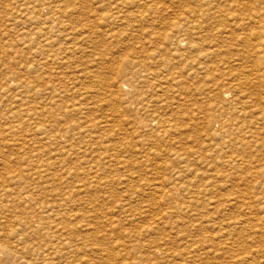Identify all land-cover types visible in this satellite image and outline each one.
Wrapping results in <instances>:
<instances>
[{"label": "rangeland", "instance_id": "374dc122", "mask_svg": "<svg viewBox=\"0 0 264 264\" xmlns=\"http://www.w3.org/2000/svg\"><path fill=\"white\" fill-rule=\"evenodd\" d=\"M61 1L62 3L59 2V0H0V264H148V262L149 264H264V208H262L264 207V205H262L264 204V202H262L264 199V170H260L264 166V144L260 145L262 141L257 144L259 138L264 139V84L262 83L264 82V59H262L264 55H260L264 52V49L262 50V48H264V40H262L263 36L262 39L258 38V40L250 35L252 31L256 33L254 31L257 30L254 29L260 30L261 32L259 31V34L264 35V33H262L264 27V0H249L248 3L241 0H229V2L231 1V5L227 4L229 3L228 0H220L218 2H212L211 0V2L209 0H203L202 2L192 0L193 2H191V0H186L189 1V4L188 2L186 3V1L184 2V0V3H182V0H179L182 3L179 2L180 5H178V0H170L171 3L169 0H114V2L117 3V5H115L116 7L121 2L122 7L121 5L117 7L119 14L117 13V8L112 4L113 0H105V2L104 0ZM135 1L136 3L149 2L148 4L151 5V7L141 8V11H139V8H136ZM222 1L224 2L222 3ZM238 1L241 3L243 2V5ZM49 2L51 3L48 4ZM66 2H68L69 5L66 4ZM70 2L72 5L78 3V6L74 5V7H76L74 8ZM197 2L198 5L195 6ZM203 2H205L206 5H204L205 3ZM55 3L57 6H55ZM88 3L92 5L91 8ZM215 3L216 7H213ZM234 3L236 5H234ZM51 5L54 7L52 8ZM223 5L227 7L224 9L229 12L228 14H232V16L239 14H241L240 16L247 15L250 16V20L248 23L247 21L245 22L244 28L236 27L233 22L236 20L230 16L225 17V14L223 16L224 18L217 17L214 20H207L209 22L204 23L206 26L205 28H207L206 31H204V36L209 34L212 38L214 34L216 39L213 36V42L216 40L221 41L220 38L217 39L218 34L215 28L217 27L216 24L219 22L226 25V29L219 35L223 37L227 35L225 37L227 40L230 38L226 43L220 42L221 44L217 47L219 48V53L217 54L220 56L217 55L216 58L213 57L214 63L209 59L208 62V60L206 61L204 58H201L203 57L202 54L206 53L209 47L216 45V42L209 44L208 39H206V37L204 38L203 32L196 33L197 31H191L190 34H188V36L190 35L188 37L189 41H185V43L179 42L176 45L173 44L172 41H174V37H179L178 33L175 35V33L178 32L176 30H179L178 27H176L177 24L178 26L180 25L182 29L186 27V31H188L190 24L199 20L200 22L204 20L202 19L203 17L200 16L199 19L197 18L198 16L194 17L189 11L193 12V8L198 7L195 10H200L203 13H205L204 11L212 12L218 7L222 6L223 8ZM132 6L134 11L130 9ZM175 6L177 7L174 8ZM186 6L187 9L184 8ZM109 7L111 10H109ZM209 7L212 10H210ZM58 8L62 10V13H60L61 10L59 11ZM151 8H154L153 11L159 10L156 11V13L153 12ZM230 8L233 9L231 10ZM147 9H149V13ZM112 10H114V13L110 15L112 14V12L110 13ZM123 11L126 13H123ZM136 11L137 14L140 13L142 15H137L135 13ZM257 11H259L260 14H258ZM64 12L68 15L63 14ZM120 12L123 14L121 13L120 15ZM145 13L147 14L146 18ZM114 14H116V17L119 15V19L116 18ZM190 14H192L191 16L194 19ZM113 18L119 20V22ZM127 18H130L129 21L131 23L127 21ZM175 18L178 20L175 21ZM185 18L188 19V21H185ZM229 18H231V20ZM121 19H125L126 22L125 20L121 21ZM142 20L145 22L143 25H140L142 24ZM224 20L226 21L224 22ZM229 20L233 22V24H231ZM252 20H255V23H252ZM108 21L111 24L107 23ZM191 21H193V23ZM185 22L188 23L186 24ZM215 22L216 24L214 25L213 23ZM173 23L175 28H177L175 30L173 28L175 32H172L171 27L169 28L171 25L173 27ZM256 24L258 26L257 28L254 26ZM231 25H234V27ZM260 25L262 26L261 28H259ZM149 26L151 28H149ZM45 27L47 29H45ZM232 27L236 29H232ZM245 27L247 30H244ZM63 28L65 29L62 30ZM84 28L87 29V31ZM212 28H214L215 31ZM168 29H171V32H168ZM64 31H66L68 35L65 34ZM228 31L232 34L234 33V36L230 32L228 33ZM61 32H64V34ZM191 33L193 35L195 34L194 36L197 40L195 37H192ZM235 33H241L237 34L238 39L240 38L239 40H237ZM247 33H249L250 38ZM75 34L76 36L79 34L78 38H74ZM161 34L168 36L170 40L164 39V42V36H161ZM197 34H201L203 37ZM65 35L67 37H65ZM81 35L86 36V39L84 36L82 39ZM108 36L111 37L109 38ZM245 36L248 40L250 39L247 43ZM152 37L155 39H152ZM190 38L193 40L190 41ZM231 38L233 40H231ZM45 39L48 40L46 41ZM146 39L149 41L147 42ZM253 39L255 40L253 41ZM152 40L159 41L153 42ZM198 40H201V42L199 43ZM251 40L254 43L256 40L257 42L261 40L263 47H261V51L259 50L260 53L257 50V44H250ZM141 41L143 42L142 44ZM234 41H236L238 45ZM162 42L164 43L162 44ZM85 43L86 45H84ZM187 43L188 45L186 47ZM126 44L128 46H126ZM167 44L168 46L171 44L170 46L172 48L168 47ZM190 45L191 47H189ZM248 45L251 46L249 47ZM158 46H162L163 50L167 48L163 51ZM54 47L56 48L54 49ZM155 47L156 49L154 50L153 48ZM198 47L202 48L199 50ZM220 47L223 48L221 49ZM252 47H255V49L253 50ZM152 49L154 53L156 52L155 54L159 53V55H155ZM158 49L161 51L158 52ZM79 51L82 53H79ZM174 51L178 52L175 53ZM168 52L172 53L170 57L168 56ZM241 52H243V54L246 52V57ZM146 53L149 58H146L148 57ZM175 54L177 56L181 54V57L179 56L178 59ZM247 54L249 55V60L247 59ZM160 55L163 56L161 57ZM156 56L160 58H156ZM195 57H197V63L195 62ZM217 57L220 60H218ZM244 57L246 59H244ZM254 57H257L256 60ZM259 57L262 60H260ZM145 58L149 60H145ZM173 59L177 60V63ZM182 59H186V62L184 61V63ZM168 60H171V63H167ZM178 60H180V62ZM222 60L227 61V63ZM254 60L255 62L253 63ZM172 61H174V63ZM232 61H235L234 63L236 64L237 62L238 64L241 63V65L243 63V65L239 67V65L234 64ZM250 61L252 62L250 63ZM192 62L195 64L192 65ZM231 62L235 66V69L237 66L241 69L245 67L248 70L246 71L245 68L242 69V75L240 73L241 69L237 68L239 72L237 73V70L232 69L234 66L231 65ZM262 62L263 64H261ZM198 63L199 66L197 65ZM257 63H259V65H257ZM174 64H177L176 67ZM245 64H250L249 66L251 69ZM202 65L204 67L206 66L207 69L205 67L204 70ZM189 66L192 69L189 70ZM224 67L228 69L226 70ZM122 68L126 70L124 71ZM254 68H256V70H254ZM118 70H121V72ZM159 70H161V72H159ZM252 70L255 72H253L254 75L252 74ZM148 71H151L153 74ZM154 71L155 73H159L154 75ZM197 71H199V74ZM139 72H141V74ZM245 72H248L249 75ZM120 73L123 74V76L120 75ZM256 73L257 76L259 73V77L263 76V78L258 77L257 79ZM236 74H241V76L246 75L249 82L247 84L253 81L250 87L253 86V83L255 85L257 84L255 86L257 87L256 89H252L254 86L251 88V90L257 92L253 95L254 98L252 97L251 100L253 105L256 104L253 107V115L240 113L239 108L241 107V103L238 102L243 101L244 96L242 95L243 98L242 96L240 97L241 94L239 93L241 92H239V90H232L226 94L224 92L227 87L226 84L229 83L227 79L231 80L232 77L230 76ZM86 75H88V77ZM136 75L138 77H136ZM152 75L155 77H152ZM150 76L151 78H149ZM160 76L162 77L160 78ZM226 76H228V78ZM123 77L126 78H124V81ZM128 78L132 79L129 80ZM249 78L251 79L250 81ZM221 79H223V81ZM125 80L127 81L125 82ZM256 80L260 81L256 82ZM119 82L120 84L127 83L125 89L118 87V85H120ZM116 83H118V85ZM205 83L206 85H204ZM258 83H260L261 86ZM259 87H262L261 89L263 91ZM16 91L19 92L17 93ZM122 91L125 93H122ZM178 98L180 101L182 100L181 103L178 102ZM208 98H211V100ZM234 98L239 99L235 100ZM224 99H226V101L229 100V102L231 100V102H226ZM145 100L148 102H145ZM164 101L170 104V109L165 110L164 113L166 114L162 117L165 118L166 115L170 116L169 118L172 119L171 122L173 124L175 123V128L173 127V131L171 130L172 134L170 132L168 136L167 134H162V128L156 124L155 121H150V113L152 109L154 110L153 104H156L153 102L160 104L161 102L164 103ZM225 102L230 106H227ZM142 105L145 107L147 106L146 109ZM137 106L140 107L138 108ZM74 107L77 109L76 111H74ZM227 108L230 109L227 110ZM190 115L191 117H189ZM260 115L263 119L261 118V121L255 122L256 118L261 117ZM192 116L195 122L192 121L193 119L190 120ZM25 120L26 122H24ZM222 121L228 123V125L227 123L223 124L224 130L220 128ZM188 122H191V124L188 125ZM181 124L183 125L180 127ZM153 126H155V128ZM179 127L180 130L178 129ZM219 128L221 130H219ZM68 129L70 131L66 135L67 140L64 134L61 138H55L57 134H61L63 130ZM159 129L161 131H159ZM199 130L202 131L200 132ZM215 130L221 133H216ZM255 131L258 132L259 135L256 136L253 134ZM213 132H215V134ZM227 133H229L231 137L229 134L227 135ZM161 136H165V138ZM237 136H239V138ZM242 137L244 139L241 142L240 139ZM255 137H257V139ZM220 139L221 141H218ZM147 140H149V142ZM213 143H217L218 145H214ZM225 145L228 146L225 147ZM103 147H106L105 151ZM219 147L221 149H217ZM187 152H189L190 157L186 156ZM228 157H233L234 161L237 160L234 164H240L239 167H242L241 171L238 168L235 169L236 166L231 163V159L229 160ZM183 167L186 169L184 170ZM257 169L260 171L258 172ZM254 170L259 174L257 172L255 173ZM253 171L256 177L253 175ZM212 174H214V176H212ZM217 174H221V176ZM203 176H205V178ZM208 176L212 179L210 180ZM213 178L215 179L213 180ZM230 204H233V207ZM238 219L242 221H237ZM246 219H248V221ZM230 222L233 223L234 226ZM238 224L240 227H238ZM242 224L245 226L244 228L248 229H244ZM61 225L64 226L60 227ZM224 226L226 228L228 227V230H226ZM231 227H235L236 230L235 228L231 230ZM241 227L243 228L242 230L240 229ZM256 228H260V230ZM73 230L76 231L72 232ZM77 232L78 236L76 234ZM79 233L83 235L81 236ZM228 234L232 236H228ZM74 235H76L79 240H77ZM59 237H61L62 240ZM69 238L72 240L74 239L73 241L75 242ZM60 240L65 241L60 242ZM69 241L70 243H68ZM190 253H192V255ZM235 258L237 259L235 260Z\"/></svg>", "mask_w": 264, "mask_h": 264}, {"label": "bare ground", "instance_id": "6f19581e", "mask_svg": "<svg viewBox=\"0 0 264 264\" xmlns=\"http://www.w3.org/2000/svg\"><path fill=\"white\" fill-rule=\"evenodd\" d=\"M26 1H27V0H26ZM50 1H51V0H50ZM63 1H65V0H63ZM69 1H70V0H69ZM69 1H68V2H69ZM72 1L75 2V0H72ZM76 1H78V0H76ZM81 1H82V0H81ZM85 1H86V0H85ZM87 1H88V0H87ZM93 1H94V0H93ZM119 1H120V0H119ZM122 1H124V0H122ZM131 1H133V0H131ZM131 1H130V2H131ZM137 1H139V0H137ZM146 1H147V0H146ZM185 1H186V0H184V2H185ZM193 1H194V0H193ZM193 1L191 0V2H193ZM198 1H199V2H202L203 0H201V1L198 0ZM209 1H210V0H209ZM211 1H212V2H213V1H214V2H218V1H220V0H211ZM211 1H210V2H211ZM224 1H225V0H224ZM224 1H222V3H223ZM236 1H237V0H236ZM241 1H246V2L248 3L249 0H241ZM34 2H35V1H34ZM47 2H48V1H47ZM47 2H46V3H47ZM59 2L62 3L61 0H59ZM68 2H66V4L69 5ZM79 2H80V1H79ZM83 2H84V1H83ZM97 2H98V1H97ZM101 2H102V1H101ZM104 2H105V0H104ZM113 2H114V0H113ZM113 2H112V4H113V6H114L115 8H117V7H119V6L121 5V2H120V4L116 7L115 5H117V3H116V2L113 3ZM125 2H126V1H125ZM169 2H170V0H169ZM177 2H178V5H180L181 2H180L179 0H178ZM179 2H180V3H179ZM184 2H183V0H182V3H184ZM187 2H188V4H189V1H186V3H187ZM195 2H196V1H195ZM206 2H208V1H206ZM228 2H229V0H228ZM230 2H231V1H230ZM230 2L227 3V4H230ZM238 2H240V1H238ZM35 3H36V2H35ZM35 3H34V4H35ZM50 3H51V2H49L48 4H50ZM52 3H54V2H52ZM72 3H73V2H72ZM80 3H81V2H80ZM92 3H93V2H92ZM92 3H91V4H92ZM115 3H116V4H115ZM118 3H119V2H118ZM132 3H133V2H132ZM148 3H149V2H148ZM148 3H147V2H140V3L137 2V3H136V1H135L136 8L138 7V8H139V11H141V8H143V9H144V8H150L151 5H149ZM170 3H171V2H170ZM182 3H181V4H182ZM203 3H205V2H203ZM222 3H221V4H222ZM236 3H237V2H236ZM240 3H241V2H240ZM242 3H243V2H242ZM242 3H241V5H243ZM247 3H246V4H247ZM260 3H261V2H260ZM260 3H259V4H260ZM25 4H27V3H25ZM48 4H47V5H48ZM63 4H65V3H63ZM70 4H71V2H70ZM77 4H78V3H77ZM77 4L74 3L73 5H72V4H71V5L74 7V5H77ZM81 4H82V3H81ZM85 4H86V3H85ZM88 4H89V3H88ZM101 4H102V3H101ZM122 4H123V3H122ZM151 4H152V3H151ZM167 4H169V3H167ZM172 4H173V3H172ZM172 4H171V5H172ZM174 4H175V2H174ZM193 4H194V3H193ZM208 4H209V3H208ZM211 4H212V3H211ZM246 4H245V5H246ZM261 4H262V3H261ZM263 4H264V2H263ZM263 4H262V5H263ZM44 5H46V4H44ZM68 5H67V6H68ZM71 5H70V6H71ZM79 5H80V4H79ZM99 5H100V4H99ZM110 5H111V4H110ZM126 5H127V3H126ZM133 5H134V4H133ZM161 5H162V4H161ZM169 5H170V4H169ZM178 5H177V6H178ZM194 5H195V4H194ZM197 5H198V2H197V4H196L195 6H197ZM199 5H200V4H199ZM204 5H206V3H205ZM215 5H216V3L213 5V7H214ZM217 5H218V4H217ZM230 5H231V4H230ZM234 5H236V4L234 3ZM250 5H251V4H250ZM256 5H257V4H256ZM256 5H255V6H256ZM49 6H50V5H49ZM51 6H52V5H51ZM55 6H57L56 3H55ZM60 6H61V5H60ZM67 6H66V7H67ZM77 6H78V5H77ZM91 6H92V5L89 4V7H90V8H91ZM95 6H97V5H95ZM102 6H103V5H102ZM106 6H107V5H106ZM108 6H109V5H108ZM111 6H112V5H111ZM129 6H130V5H129ZM152 6H153V5H152ZM154 6H155V5H154ZM154 6H153V7H154ZM177 6H175L174 8H176ZM195 6H194V7H195ZM201 6H202V5H201ZM207 6H208V5H207ZM218 6H220V5H218ZM218 6H217V7H218ZM226 6H227V5H226ZM232 6H233V5H232ZM252 6H253V5H252ZM259 6H260V5H259ZM47 7H48V6H47ZM53 7H54V6H52V8H53ZM68 7H69V6H68ZM89 7H88V8H89ZM93 7H94V6H93ZM114 7H113V8H114ZM121 7H122V5H121ZM124 7H125V6H124ZM155 7H156V6H155ZM210 7H211V6H210ZM210 7H209V9H210ZM215 7H216V6H215ZM228 7H229V6H228ZM235 7H236V6H235ZM243 7H244V6H243ZM262 7H263V6H262ZM22 8H24V7H22ZM38 8H39V6H38ZM48 8H49V7H48ZM70 8H71V7H70ZM74 8H76V7H74ZM115 8H114V9H115ZM125 8H126V7H125ZM129 8H130V7H129ZM158 8H159V7H158ZM172 8H173V7H172ZM179 8H180V6H179ZM179 8H178V9H179ZM184 8L187 9V6L184 7ZM191 8H192V7H191ZM197 8H198V7H197ZM197 8H193L194 11H193V12H190V11H189V13H192V14L194 15V17H197V16H198V17H197L198 19H199V16H200V17H203L202 19H204V20L201 19V20H202L201 22H200V20H199V21H197V22H195V23H193V21H191L193 24H190V26L188 27V28H189L188 31H186V29H187L186 27H185V29H182L181 26L179 25V26H180V27H179L178 24L176 25V22H175L176 27H178V29H179V30H176V31H178V32H176L175 35L178 33V34H179V37H178V36H177V37H174V41H172L173 44L176 45V44L179 43V42H183V43H185V41H189L188 37H189L190 35L188 36V34H190L191 31H193V32H194V31H197L196 33H201V32H203V36H204V31H206V29H207V28H205L206 26H205L204 23H205V22H209V21H207V20H211V19L214 20V19H216L217 17H219V18H220V17H223L225 14H226L225 17H229V16H230L231 18H233L234 20H236V21H233L234 24L236 25V27H242V28H244L243 26H245V25H244L245 22L247 21V23H248V21L250 20V16H247V15L240 16L241 14H239V15H236V16H238V17H236V16H232V14H228L229 12H228L226 9H224V8H227V7H225V5H223V8H222V6H221V7H218L215 11H212V12H208V11L206 12V11H204L205 13H203V12L200 11V10H195V9H197ZM199 8H200V7H199ZM207 8H208V7H207ZM238 8H239V7H238ZM253 8H254V7H253ZM255 8H256V7H255ZM257 8H258V5H257ZM49 9H51V8H49ZM58 9H59V8H58ZM58 9H57V10H58ZM77 9H78V8H77ZM95 9H96V7H95ZM122 9H124V8H122ZM127 9H128V6H127ZM130 9L134 11L133 6H132V8H130ZM143 9H142V10H143ZM151 9H152V11H153L154 8H151ZM151 9H150V10H151ZM159 9H161V8H159ZM159 9H158V10H159ZM162 9H163V8H162ZM178 9H177V10H178ZM181 9H182V8H181ZM221 9H223V10H221ZM230 9L232 10L233 8H230ZM241 9H242V7H241ZM260 9H263V8H260ZM260 9H259V11L261 12ZM60 10H61V9H59V11H60ZM66 10H67V9H66ZM73 10H74V9H73ZM73 10H72V12H73ZM99 10H100V9H99ZM109 10H111L110 7H109ZM120 10H121V9H120ZM135 10H136V9H135ZM148 10H149V9H147V12L149 13ZM158 10H156V11H158ZM169 10H171V9H169ZM201 10H203V9H201ZM210 10H212V9H210ZM210 10H209V11H210ZM234 10H235V8H234ZM244 10H245V9H244ZM246 10H247V9H246ZM250 10H251V9H250ZM54 11H56V10H54ZM96 11H97V10H96ZM121 11H122V10H121ZM128 11H129V9H128ZM139 11H138V12H139ZM145 11H146V10H145ZM156 11H153V12H156ZM160 11H161V10H160ZM164 11H165V10H164ZM235 11H236V10H235ZM238 11H241V10H238ZM251 11H254V10H251ZM251 11H250V12H251ZM259 11H257L258 14H260ZM34 12H35V11H34ZM69 12H70V11H69ZM111 12H112V14H110V15H113L114 10L110 11V13H111ZM124 12H125V11H123V13H124ZM147 12H146V13H147ZM182 12H185V11H182ZM263 12H264V11H263ZM51 13H52V12H51ZM53 13H54V12H53ZM53 13H52V14H53ZM60 13H62V10H61ZM67 13H68V12H67ZM74 13H75V11H74ZM117 13L119 14V10H118V8H117ZM117 13H116V14H117ZM121 13H122V12H120V15H121ZM123 13H122V14H123ZM125 13H126V12H125ZM135 13L137 14V11H136ZM142 13H143V12H142ZM146 13H145V14H146ZM156 13H157V12H156ZM171 13H172V12H171ZM196 13H198V14H196ZM233 13H234V12H233ZM238 13H239V12H238ZM238 13H237V14H238ZM245 13H246V12H245ZM261 13H262V12H261ZM54 14H55V13H54ZM57 14H58V13H57ZM63 14H66V13L64 12ZM76 14H77V13H76ZM101 14H102V13H101ZM116 14H114L115 17H116ZM131 14H132V13H131ZM138 14H140V13H138ZM138 14H137V15H138ZM143 14H144V13H143ZM179 14H182V13H179ZM185 14H186V13H185ZM192 14H190V16H191ZM217 14H218V15H217ZM243 14H244V13H243ZM249 14H251V13H249ZM249 14H248V15H249ZM253 14H256V13H253ZM30 15H31V14H30ZM66 15H68V14H66ZM127 15H128V14H127ZM133 15H134V14H133ZM137 15H136V16H137ZM140 15H142V14H140ZM165 15H166V14H165ZM182 15H183V14H182ZM188 15H189V14H188ZM202 15H203V16H202ZM256 15H257V14H256ZM256 15H255V17H256ZM263 15H264V14H263ZM57 16H58V15H57ZM74 16H75V15H74ZM105 16H106V15H105ZM118 16H119V15H118ZM118 16H117L116 18H118ZM129 16H130V14H129ZM146 16H147V14L145 15V18H146ZM176 16H177V15H176ZM184 16H185V15H184ZM252 16H254V15H252ZM258 16H259V15H258ZM25 17H26V16H25ZM29 17H30V16H29ZM61 17H62V16H61ZM64 17H65V16H64ZM71 17H72V16H71ZM71 17H70V18H71ZM102 17H103V16H102ZM120 17H121V16H120ZM123 17H124V15H123ZM127 17H128V16H127ZM134 17H135V16H134ZM138 17H139V16H138ZM150 17H151V16H150ZM181 17H182V16H181ZM191 17H192V16H191ZM259 17H260V16H259ZM259 17H258V18H259ZM261 17H263V16H261ZM18 18H19V17H18ZM103 18H104V17H103ZM105 18H106V17H105ZM143 18H144V15H143ZM167 18H168V17H167ZM176 18H177V17H176ZM176 18H175V21L178 20V19H176ZM182 18H183V17H182ZM188 18H189V16H188ZM192 18H193V17H192ZM223 18H224V17H223ZM231 18H229V19L231 20ZM251 18H253V17H251ZM21 19H22V18H21ZM48 19H51V18H48ZM113 19H115V18H113ZM118 19H119V18H118ZM125 19H126V18H125ZM125 19H121V21H122V20H125ZM127 19H128V18H127ZM129 19H130V18H129ZM129 19H128L127 21H129ZM149 19H150V18H149ZM185 19H186V18H185ZM185 19H184V20H185ZM193 19H194V18H193ZM253 19H254V18H253ZM27 20H28V19H27ZM102 20H103V19H102ZM115 20H116V19H115ZM144 20H145V19H144ZM146 20H147V19H146ZM151 20H152V19H151ZM181 20H182V19H181ZM213 20H212V21H213ZM220 20H221V19H220ZM230 20H229V21H230ZM49 21H50V20H49ZM77 21H78V19H77ZM116 21L119 22V20H116ZM121 21H120V23H121ZM179 21H180V20H179ZM185 21H188V19H186ZM194 21H195V20H194ZM222 21H223V20H222ZM222 21H221V22H222ZM225 21H226V20H224V22H225ZM229 21H228V22H229ZM252 21H253L252 23H255V22H254L255 20H252ZM68 22H70V21H68ZM110 22H111V20H110ZM110 22L108 21L107 23H110ZM114 22H115V21H114ZM125 22H126V20H125ZM129 22H130V21H129ZM144 22H145V21L142 20V24H140V23H139V24H140V25H143ZM150 22H151V21H150ZM183 22H184V21H183ZM183 22H182V23H183ZM213 22H214V21H213ZM216 22H217V21H216ZM216 22L213 23V24L215 25ZM230 22H231V21H230ZM233 22H231V24H233ZM256 22H257V21H256ZM261 22H262V20H261ZM60 23H61V22H60ZM72 23H73V22H72ZM88 23H89V22H88ZM111 23H112V22H111ZM111 23H110V24H111ZM115 23H116V22H115ZM120 23H119V24H120ZM130 23H131V22H130ZM162 23H163V22H162ZM171 23H172V21H171ZM171 23H170V24H171ZM179 23H180V22H179ZM185 23H186V22H185ZM187 23H188V22H187ZM187 23H186V24H187ZM259 23H260V21H259ZM263 23H264V21H263ZM65 24H66V23H65ZM110 24H109V25H110ZM123 24H124V23H123ZM135 24H136V23H135ZM208 24H209V23H208ZM208 24H207V26H208ZM250 24H251V23H250ZM14 25H15V24H14ZM19 25H20V24H19ZM44 25H45V23H44ZM107 25H108V24H107ZM114 25H115V24H114ZM127 25H128V22H127ZM132 25H133V24H132ZM159 25H160V24H159ZM163 25H164V23H163ZM181 25H182V24H181ZM183 25H184V24H183ZM247 25H248V24H247ZM262 25H263V24H262ZM25 26H26V25H25ZM67 26H68V25H67ZM84 26H85V25H84ZM111 26H112V25H111ZM111 26H110V27H111ZM129 26H130V25H129ZM129 26H128V27H129ZM161 26H162V24H161ZM216 26H217V27H215L216 30H217L216 33L218 34V35H217V37H218L217 39L220 38L221 41L216 40V41H215V42H216V45L209 47V49H207V50L205 49V50H206V53H203V52H202V53H203V54H202L203 57H201V58H204L206 61L209 59V60H211V62H213V57L216 58V56L219 55V54H217V53H219V48H217V47H218L221 43H226V41L230 40L229 37H228V38H229L228 40L225 38L227 35L225 36L224 33H223L224 37H223L222 35H219V34H222V32H223L224 29H226V28H225L226 25H225L224 23L221 24V23L219 22V23L216 24ZM227 26H228V25H227ZM231 26L234 27V25H231ZM254 26H255V28L258 27L257 24L254 25ZM48 27H50V26H48ZM72 27H73V26H72ZM133 27H134V26H133ZM140 27H141V26H140ZM146 27H148V26H146ZM152 27H153V26H152ZM154 27H156V26H154ZM157 27H158V26H157ZM170 27L172 28V32H173L175 29H177V28H175L174 23H173V27H172V25L169 26V28H170ZM233 27H232V29H236V28H233ZM246 27H248V26H246ZM246 27H245L244 30H247ZM261 27H262V26L260 25L259 28H261ZM93 28H94V27H93ZM118 28H119V26H118ZM118 28H117V29H118ZM122 28H123V27H122ZM131 28H132V27H131ZM149 28H151V27L149 26ZM158 28H159V27H158ZM173 28H174V30H173ZM209 28H210V27H209ZM45 29H47V28L45 27ZM45 29H44V30H45ZM64 29H65V28H63L62 30H64ZM84 29H85V28H84ZM88 29H89V28H88ZM120 29H121V27H120ZM212 29H214V28H212ZM212 29H209V30H212ZM253 29H254V28H253ZM73 30H74V28H73ZM85 30L87 31V29H85ZM90 30H91V29H90ZM151 30H152V29H151ZM153 30H154V29H153ZM170 30H171V29H168V32H171ZM229 30H231V29H229ZM237 30H238V28H237ZM242 30H243V29H242ZM248 30H249V29H248ZM251 30H252V29H251ZM254 30H257V31H258V29H254ZM22 31H23V30H22ZM26 31H27V30H26ZM60 31H61V30H60ZM66 31H67V30H66ZM66 31H64L65 34H67ZM79 31H82V30H79ZM83 31H84V30H83ZM122 31H123V30H122ZM135 31H136V30H135ZM214 31H215V29H214ZM226 31H227V30H226ZM226 31H225V32H226ZM232 31H233V30H232ZM235 31H236V30H235ZM257 31H254V32H256V33H253V31H252V33L250 34L251 37H254L255 39H258V38L262 39V36H263V39H262V40H264V35H260V34H259V31H260V30L258 31V33H257ZM64 32H61V33L64 34ZM73 32H74V31H73ZM75 32H76V31H75ZM77 32H78V31H77ZM84 32H85V31H84ZM151 32H152V31H151ZM174 32H175V31H174ZM193 32H192V33H193ZM229 32H230V31H228V33H229ZM243 32H244V31H243ZM249 32H250V31H249ZM260 32H261V31H260ZM22 33H23V32H22ZM61 33H60V34H61ZM71 33H72V32H71ZM71 33H70V34H71ZM116 33H117V32H116ZM139 33H140V32H139ZM192 33H191L192 37H195V36H194L195 34L193 35ZM230 33H231V32H230ZM241 33H242V31H241ZM241 33H237V34H241ZM262 33H264V27H263V31H262ZM40 34H41V33H40ZM73 34H74V33H73ZM81 34H82V33H81ZM127 34H128V33H127ZM127 34H126V35H127ZM149 34H151V33H149ZM149 34H148V35H149ZM163 34H164V33H163ZM163 34H161V36H164ZM171 34H172V33H171ZM171 34H170V35H171ZM225 34H227V33H225ZM231 34H232V33H231ZM235 34H236V33H235ZM237 34H236L235 36H236L237 40H239L240 38L238 39ZM242 34H243V33H242ZM247 34L249 35V33H247ZM61 35H62V34H61ZM67 35H68V34H67ZM78 35H79V34H78ZM78 35L76 36V34H75V37H74V35H73V37H74V38H76V37L78 38ZM133 35H134V34H133ZM133 35H132V36H133ZM139 35H144V34H139ZM152 35H153V34H152ZM170 35H169V36H170ZM175 35H174V36H175ZM197 35H198V36L200 35V37H203V36H201V34H197ZM228 35H229V34H228ZM232 35L234 36V33H233ZM232 35H231V36H232ZM250 35H249V38H250ZM25 36H26V35H25ZM55 36H56V35H55ZM62 36H64V35H62ZM81 36H82V35H81ZM83 36H84V35H83ZM83 36H82V39H83ZM113 36H114V35H113ZM145 36H146V35H145ZM149 36H150V35H149ZM153 36H155V35H153ZM171 36H172V35H171ZM198 36H197V37H198ZM213 36H214V38H215V35H214V34H213ZM213 36H212V38H211V36H210L209 34H207V35L204 36V38L206 37V39H208L209 44H212V43H215V42H213V41H214ZM229 36H230V35H229ZM233 36H232V37H233ZM238 36H239V35H238ZM36 37H37V36H36ZM43 37H44V35H43ZM56 37H57V36H56ZM65 37H67V36L65 35ZM69 37H70V36H69ZM84 37H85V39H86V36H84ZM108 37L110 38L111 36H108ZM130 37H131V36H130ZM130 37H128V38H130ZM143 37H144V36H143ZM159 37H160V36H159ZM159 37H158V39H159ZM200 37H199V38H200ZM239 37H240V36H239ZM60 38H61V37H60ZM80 38H81V37H80ZM114 38H115V37H114ZM141 38H142V37H141ZM147 38H148V37H147ZM160 38H163V37H160ZM195 38H196V37H195ZM233 38H234V37H233ZM241 38H242V37H241ZM245 38H246V36H245ZM37 39H38V38H37ZM115 39H117V38H115ZM143 39H145V38H143ZM149 39H150V38H149ZM152 39H155V38L152 37ZM164 39H169V38H168V36H164L163 40H164ZM171 39L173 40L172 37H171ZM200 39H201V38H200ZM215 39H216V38H215ZM246 39H247V38H246ZM251 39H252V38H251ZM255 39H253V41H254ZM45 40H46V39H45ZM47 40H48V39H47ZM47 40H46V41H47ZM51 40H52V39H51ZM51 40H50V41H51ZM58 40H59V39H58ZM75 40H76V39H75ZM146 40H147V39H146ZM159 40L161 41V39H159ZM159 40H158V41H159ZM163 40H162V41H163ZM169 40H170V39H169ZM192 40H193V39L190 38V41H192ZM196 40H197V38H196ZM231 40H233V39L231 38ZM234 40H235V39H234ZM237 40H236V41H237ZM241 40H242V39H241ZM243 40H244V38H243ZM243 40H242V41H243ZM247 40H248V39H247ZM247 40H246V43L249 42L250 39H249L248 41H247ZM258 40H259V39H258ZM60 41H61V40H60ZM83 41H84V40H83ZM88 41H89V40H88ZM111 41H112V40H111ZM113 41H114V40H113ZM115 41H116V40H115ZM127 41H128V40H127ZM148 41H149V40H147V42H148ZM152 41H153V40H152ZM156 41H157V40H156ZM156 41H153V42H156ZM158 41H157V42H158ZM202 41H203V40H202ZM236 41H234V42H236ZM118 42H119V41H118ZM118 42H117V43H118ZM122 42H123V41H122ZM144 42H145V41H144ZM164 42H165V40H164ZM164 42H162V44H163ZM194 42H195V41H194ZM194 42H193V43H194ZM198 42L200 43L201 40H200V41L198 40ZM204 42H205V41H204ZM204 42H203V44H204ZM206 42H207V41H206ZM220 42H221V43H220ZM229 42H230V41H229ZM243 42H244V41H243ZM20 43H21V42H20ZM70 43H71V42H70ZM89 43H90V42H89ZM133 43H134V42H133ZM142 43H143V42L141 41V44H142ZM151 43H152V42H151ZM159 43H160V42H159ZM167 43H171V42H167ZM231 43H233V42H231ZM244 43H245V42H244ZM246 43H245V44H246ZM252 43H253L254 45L257 44V45H256V46H258V47H257V50H258V51H259V50L261 51V47H263V44L261 43V40H260V42H257V40H256L255 43L252 42V40H251V43H250V44L253 45ZM16 44H17V43H16ZM38 44H39V43H38ZM95 44H96V43H95ZM119 44H120V42H119ZM153 44H154V43H153ZM157 44H158V43H157ZM157 44H156V47H157ZM160 44H161V43H160ZM180 44H181V43H180ZM206 44H207V43H206ZM206 44H205V45H206ZM209 44H208V45H209ZM234 44H235V43H234ZM236 44H237V42H236ZM50 45H52V44H50ZM84 45H86V43H85ZM133 45H134V44H133ZM139 45H140V44H139ZM148 45H150V44H148ZM148 45H147V46H148ZM158 45H159V44H158ZM170 45H171V44H169V46H168V44H167L168 47H171ZM187 45H188V43L186 44V47H187ZM193 45H194V44H193ZM232 45H233V44H232ZM232 45H231V46H232ZM237 45H238V44H237ZM237 45H236V46H237ZM243 45H244V44H243ZM251 45H250V46H251ZM53 46H54V45H53ZM94 46H95V45H94ZM126 46H128V45L126 44ZM143 46H144V44H143ZM151 46H154V45H151ZM196 46H197V45H196ZM200 46H201V45H200ZM206 46H207V45H206ZM209 46H210V45H209ZM234 46H235V45H234ZM234 46H233V47H234ZM239 46H240V45H239ZM239 46H238V47H239ZM248 46H249V45H248ZM248 46H246V47H248ZM250 46H249V47H250ZM76 47H77V46H76ZM97 47H98V46H97ZM156 47L153 48V49L155 50ZM158 47H160V49L163 50V47H162V46H158ZM161 47H162V48H161ZM186 47H185V48H186ZM189 47H191V45H190ZM202 47H203V46H202ZM202 47H201V48H202ZM233 47H232V48H233ZM238 47H237V48H238ZM240 47H243V46H240ZM244 47H245V46H244ZM249 47H248V48H249ZM20 48H21V47H20ZM47 48H48V47H47ZM55 48H56V47H54V49H55ZM77 48H78V47H77ZM164 48H165V47H164ZM166 48H167V47H166ZM166 48H165L164 50H166ZM171 48H172V47H171ZM176 48H177V46H176ZM176 48H175V49H176ZM198 48H199V47H198ZM201 48H199V50H200ZM205 48H206V47H205ZM207 48H208V47H207ZM220 48H221V47H220ZM222 48H223V47H222ZM222 48H221V49H222ZM252 48H253V50L255 49V47H252ZM84 49H85V48H84ZM92 49H93V48H92ZM153 49H152V52L154 51ZM193 49H194V47H193ZM196 49H197V48H196ZM242 49H243V48H242ZM242 49H241V50H242ZM263 49H264V48H262V50H263ZM69 50H70V49H69ZM135 50H136V49H135ZM158 50H159V49H158ZM158 50H157V51H158ZM164 50H163V51H164ZM199 50H198V51H199ZM241 50H240V51H241ZM249 50H250V49H249ZM84 51H85V50H84ZM137 51H139V50H137ZM160 51H161V50H159L158 52H160ZM168 51H169V50H168ZM181 51H182V50H181ZM220 51H223V50H220ZM260 51H259V53H260ZM263 51H264V50H263ZM80 52H81V51H79V53H80ZM152 52H151V53H152ZM170 52H171V51H170ZM174 52H175V51H174ZM177 52H178V51H176L175 53H177ZM182 52H183V51H182ZM182 52H181V53H182ZM223 52H224V51H223ZM226 52H227V51H226ZM231 52H232V51H231ZM246 52L248 53L247 50H246ZM246 52H245V54H246ZM251 52H252V50H251ZM253 52H254V51H253ZM41 53H42V52H41ZM75 53H76V52H75ZM81 53H82V52H81ZM153 53H154V52H153ZM155 53H156V52H155ZM155 53H154V54H155ZM162 53H163V52H162ZM165 53H166V52H165ZM165 53H164V54H165ZM168 53H169V52H168ZM190 53H191V52H190ZM227 53H228V52H227ZM241 53L243 54V52H241ZM69 54H70V53H69ZM96 54H97V53H96ZM142 54H143V53H142ZM160 54H161V53H160ZM170 54L172 55V53H169V55H168L169 57L171 56ZM188 54H189V53H188ZM188 54H187V56H188ZM192 54H193V53H192ZM192 54H191V55H192ZM194 54H195V53H194ZM196 54H198V53H196ZM245 54H243V55L245 56ZM249 54H250V52H249ZM252 54H253V53H252ZM262 54L264 55V52H262L260 55H262ZM140 55H141V54H140ZM146 55L148 56L147 53H146ZM155 55H159V53H157V54H155ZM165 55H167V54H165ZM175 55H176V54H175ZM175 55H174V56H175ZM180 55H181V54H180ZM180 55H179V56H180ZM198 55H199V54H198ZM247 55H248V54H247ZM250 55H251V54H250ZM253 55H255V54H253ZM257 55H259V54H257ZM257 55H256V56H257ZM76 56H77V55H76ZM88 56H89V54H88ZM129 56H130V55H129ZM152 56H153V55H152ZM160 56H161V55H160ZM162 56H163V55H162ZM162 56H161V57H162ZM176 56H177V55H176ZM179 56H177V58H178ZM183 56H185V55H183ZM193 56H196V55H193ZM219 56H220V55H219ZM223 56H224V55H223ZM229 56H230V55H229ZM240 56H242V55H240ZM37 57H38V56H37ZM40 57H41V56H40ZM99 57H100V56H99ZM101 57H102V56H101ZM157 57H158V56H156V58H157ZM166 57H167V56H166ZM166 57H165V58H166ZM180 57H181V56H180ZM198 57H200V56H198ZM210 57H212V58H210ZM245 57H246V56H245ZM245 57H244V59H246ZM261 57H262V56H261ZM72 58H73V57H72ZM143 58H144V56H143ZM146 58H149V56L146 57ZM146 58H145V60H149V59H146ZM152 58H153V57H152ZM156 58H155V59H156ZM158 58H160V57H158ZM188 58H190V57H188ZM195 58H196V60H195V62H196V61H197V57H195ZM248 58H249V55H248L247 59H248ZM252 58H253V56H252ZM254 58H255V57H254ZM256 58H257V57H256ZM256 58H255V60H256ZM46 59H47V58H46ZM161 59H163V58H161ZM167 59H168V58H167ZM167 59H166V60H167ZM178 59H179V58H178ZM180 59H181V58H180ZM217 59H218V57H217ZM249 59H250V58H249ZM249 59H248V60H249ZM259 59L262 60V59H264V57H262V59L259 57ZM40 60H41V59H40ZM59 60H60V59H59ZM72 60H73V59H72ZM128 60H129V59H128ZM150 60H152V59H150ZM157 60H158V59H157ZM163 60H164V59H163ZM171 60H172V59H171ZM171 60H168L167 63H168V62L171 63ZM173 60H174V59H173ZM185 60H186V59H185ZM185 60L182 59L183 62H184ZM187 60H188V59H187ZM209 60H208V62H209ZM214 60H215V59H214ZM218 60H220V59H218ZM228 60H230V59H228ZM235 60H236V59H235ZM251 60H253V59H251ZM255 60L253 61V63L255 62ZM68 61H69V60H68ZM90 61H91V60H90ZM174 61L177 63V60H174ZM174 61H172V62L174 63ZM178 61L180 62V60H178ZM192 61H193V60H192ZM202 61H203V60H202ZM222 61H223V60H222ZM238 61H239V59H238ZM244 61H246V60H244ZM69 62H70V61H69ZM138 62H139V61H138ZM160 62H161V60H160ZM165 62H166V61H165ZM185 62H186V61H185ZM185 62H184V63H185ZM203 62H204V61H203ZM223 62H226V63H227V61H223ZM223 62H222V63H223ZM232 62L234 63L235 61H232ZM232 62H231V63H232ZM236 62H237V61H236ZM251 62H252V61H250V63H251ZM257 62H258V61H257ZM260 62H261V61H260ZM260 62H259V63H260ZM63 63H64V62H63ZM127 63H128V62H127ZM151 63H152V62H151ZM158 63H159V61H158ZM163 63H164V62H163ZM173 63H172V64H173ZM189 63H190V62H189ZM192 63H193V62H192ZM196 63H197V62H196ZM199 63H201V62H199ZM199 63L197 64L198 66H199ZM213 63H214V62H213ZM233 63H232L231 65H233ZM247 63H249V62H247ZM259 63H257V65H259ZM121 64H122V62H121ZM125 64H126V63H125ZM129 64H130V63H129ZM141 64H142V63H141ZM154 64H155V63H154ZM159 64H160V63H159ZM194 64H195V63H193L192 65H194ZM206 64H208V63H206ZM210 64H211V63H210ZM224 64H225V63H224ZM234 64H236V63H234ZM261 64H263V62H262ZM91 65H92V64H91ZM103 65H104V64H103ZM127 65H128V64H127ZM174 65H175V64H174ZM176 65H177V64H176ZM176 65H175V67H176ZM179 65H180V64H179ZM182 65H183V63H182ZM188 65H189V64H188ZM197 65H196V66H197ZM227 65H228V64H227ZM231 65H230V66H231ZM236 65H239V67H240L241 63L238 64V62H237ZM242 65H243V63H242ZM242 65H241V66H242ZM245 65H246V64H245ZM247 65H248V64H247ZM247 65H246V66H247ZM249 65H250V64H249ZM249 65H248V67L250 68ZM185 66H186V65H185ZM190 66H191V65H190ZM190 66L188 67L189 70L192 69ZM198 66H197V69H198ZM202 66H203V65H202ZM212 66H213V65H212ZM228 66H229V65H228ZM233 66H234V65H233ZM252 66H253V65H252ZM263 66H264V65H263ZM118 67H119V65H118ZM122 67H123V66H122ZM133 67H134V66H133ZM139 67H140V66H139ZM139 67H138V68H139ZM155 67H156V66H155ZM157 67H159V66H157ZM181 67H182V66H181ZM203 67H204V66H203ZM205 67H206V66H205ZM205 67L203 68L204 70H205ZM239 67L236 66V69H235V66H234L233 68H232V67H231V68L237 70V73H239V72H238V69H237V68H239ZM253 67H254V66H253ZM257 67H258V66H257ZM63 68H64V67H63ZM95 68H96V67H95ZM115 68H116V67H115ZM138 68H137V69H138ZM166 68H167V67H166ZM171 68H172V67H171ZM177 68H178V67H177ZM177 68H176V69H177ZM179 68H180V67H179ZM199 68H200V67H199ZM208 68H209V67H208ZM224 68H225V67H224ZM244 68H245V67H244ZM244 68H242V69H244ZM93 69H94V68H93ZM96 69H97V68H96ZM122 69L124 70V68H122ZM145 69H146V68H145ZM193 69H194V68H193ZM197 69H196V70H197ZM200 69H201V68H200ZM203 69H202V70H203ZM206 69H207V67H206ZM221 69H222V68H221ZM225 69H226V68H225ZM227 69H228V68H227ZM227 69H226V70H227ZM239 69H241V68H239ZM242 69L240 70V71H241L240 73L243 75V71H242ZM245 69H246V71L248 70L247 68H245ZM250 69H251V68H250ZM252 69H253V68H252ZM257 69H258V68H257ZM58 70H59V69H58ZM89 70H90V69H89ZM101 70H102V69H101ZM105 70H106V69H105ZM110 70H111V69H110ZM125 70H126V69H125ZM125 70H124V71H125ZM142 70H143V69H142ZM148 70H149V69H148ZM162 70H163V69H162ZM170 70H172V69H170ZM177 70H178V69H177ZM181 70H182V69H181ZM210 70H211V69H210ZM223 70H224V69H223ZM254 70H256V68H254ZM258 70H260V69H258ZM258 70H257V71H258ZM261 70H262V69H261ZM263 70H264V69H263ZM263 70H262V71H263ZM65 71H66V70H65ZM76 71H77V70H76ZM99 71H100V70H99ZM118 71H119V70H118ZM124 71H123V72H124ZM165 71H166V70H165ZM194 71H195V70H194ZM194 71H192V72H194ZM212 71H213V70H212ZM233 71H234V70H233ZM257 71H256V72H257ZM46 72H47V71H46ZM119 72H121V70H120ZM119 72H118V73H119ZM137 72H138V71H137ZM142 72H144V71H142ZM145 72H146V70H145ZM148 72L151 73V74H153L151 71H148ZM148 72H147V73H148ZM159 72H161V70H159ZM159 72H156V73H159ZM190 72H191V71H190ZM198 72H199V71H197V73H198ZM200 72H201V71H200ZM202 72H203V71H202ZM215 72H216V71H215ZM224 72H225V71H224ZM250 72H251V70H250ZM253 72H254V71L252 70V74H253ZM260 72H261V71H260ZM56 73H57V72H56ZM125 73H126V72H125ZM135 73H136V72H135ZM139 73L141 74V72H139ZM156 73H155V71H154V75H157ZM205 73H206V72H205ZM205 73H204V75H205ZM207 73H208V72H207ZM230 73H232V72H230ZM245 73H248V72H245ZM254 73H255V72H254ZM263 73H264V72H263ZM263 73H262V74H263ZM77 74H78V73H77ZM97 74H98V73H97ZM116 74H117V73H116ZM129 74H130V73H129ZM129 74H128V76H129V78H130V75H132V74H130V75H129ZM136 74H137V73H136ZM151 74H150V75H151ZM198 74H199V73H198ZM227 74H228V73H227ZM232 74H235V73H232ZM241 74H236V75H234V76L231 75L230 77H232V79H231V80L227 79V81H229V83L226 84L227 87H226V89H225L224 92H225V94H226L227 92H230V91H232V90H237V91L239 90V92H241V93H239V94H241L240 97H241L242 95L244 96V98H243V96H242V98H243L244 100L241 101V102H238V103H241V107L239 106V107H240V108H239L240 113L242 112V113H247L248 115H253V113H254V109H253V107H254L256 104L253 105L251 100H252L253 95H255V93H257V92H254L253 90H251V88L254 86L252 89H254V88L256 89L257 87H255V86H256L257 84L255 85V84L253 83V86L250 87V84L253 82V81H252V82L250 81V80H251V79H250L251 77L249 78L250 84H247V83H249V82H248V79H247V76H246V75L241 76ZM252 74H251V75H252ZM117 75H118V74H117ZM120 75L123 76V74H121V73H120ZM126 75H127V74H126ZM126 75H125V77H126ZM148 75H149V74H148ZM163 75H164V74H163ZM165 75H166V74H165ZM171 75H172V73H171ZM174 75H175V74H174ZM212 75H213V74H212ZM214 75H215V74H214ZM248 75H249V73H248ZM253 75H254V74H253ZM86 76L88 77V75H86ZM133 76H134V75H133ZM139 76H140V75H139ZM141 76H142V75H141ZM145 76L147 77V74H146V73H145ZM209 76H210V75H209ZM215 76H216V75H215ZM256 76H257V73H256ZM125 77H123V81H124V78H125ZM136 77H138V76L136 75ZM142 77H144V76H142ZM142 77H141V78H142ZM146 77H145V78H146ZM152 77H155V76L152 75ZM161 77H162V76H160V78H161ZM182 77H183V76H182ZM187 77H188V76H187ZM189 77H190V74H189ZM226 77L228 78V76H226ZM248 77H249V76H248ZM254 77H255V76H254ZM258 77H259V73H258L257 79H258ZM260 77L263 78V76H260ZM260 77H259V78H260ZM43 78H44V77H43ZM56 78H57V77H56ZM129 78H128V79H129ZM134 78H135V77H134ZM149 78H151V76H150ZM185 78H186V77H185ZM222 78H223V77H222ZM224 78H225V77H224ZM255 78H256V77H255ZM14 79H15V78H14ZM38 79H39V78H38ZM38 79H36V80H38ZM54 79H55V78H54ZM76 79H77V78H76ZM125 79H126V78H125ZM131 79H132V78H131ZM131 79H129V80H131ZM139 79H140V78H139ZM166 79H167V78H166ZM253 79H254V78H253ZM263 79H264V78H263ZM83 80H84V79H83ZM87 80H88V79H87ZM95 80H96V79H95ZM153 80H154V78H153ZM221 80L223 81V79H221ZM221 80H219V81H221ZM225 80H226V78H225ZM47 81H48V80H47ZM126 81H127V80H125V82H126ZM146 81H147V79H146ZM146 81H145V82H146ZM175 81H176V80H175ZM202 81H203V80H202ZM214 81H215V80H214ZM257 81H260V80H256V82H257ZM37 82H38V81H37ZM37 82H36V83H37ZM87 82H88V81H87ZM120 82H122V81H120ZM120 82H119V84H120ZM147 82H148V81H147ZM189 82H190V81H189ZM254 82H255V81H254ZM261 82H262V81H261ZM261 82H260V83H261ZM43 83H44V82H43ZM163 83H164V82H163ZM165 83H166V82H165ZM260 83H258V84H260ZM262 83L264 84V82H262ZM48 84H49V83H48ZM51 84H52V83H51ZM76 84H77V83H76ZM89 84H90V83H89ZM116 84L118 85V83H116ZM184 84H185V83H184ZM221 84H222V82H221ZM263 84H262V86H263ZM71 85H72V84H71ZM126 85H127V83H126V84H125V83H121L120 85H118V87H119V88L121 87V88L125 89V86H126ZM204 85H206V83H205ZM211 85H212V84H211ZM214 85H215V83H214ZM224 85H225V83H224ZM23 86H24V84H23ZM176 86H177V85H176ZM180 86H181V85H180ZM260 86H261V84H260ZM14 87H15V86H14ZM38 87H39V86H38ZM49 87H50V86H49ZM98 87H99V86H98ZM152 87H153V86H152ZM184 87H185V86H184ZM197 87H198V86H197ZM217 87H218V86H217ZM217 87H216V88H217ZM222 87H223V85H222ZM222 87H221V88H222ZM6 88H7V87H6ZM17 88H19V87H17ZM60 88H61V87H60ZM72 88H73V87H72ZM130 88H131V87H130ZM177 88H178V87H177ZM213 88H214V87H213ZM213 88H212V90H213ZM219 88H220V87H219ZM223 88H224V87H223ZM259 88H260V87H259ZM261 88H262V87H261ZM261 88H260V89H261ZM19 89H20V88H19ZM27 89H28V88H27ZM35 89H36V88H35ZM106 89H107V88H106ZM111 89H112V88H111ZM133 89H134V88H133ZM161 89H162V88H161ZM196 89H197V88H196ZM263 89H264V86H263ZM116 90H117V89H116ZM116 90H115V91H116ZM194 90H195V89H194ZM261 90H262V89H261ZM261 90H259V91H261ZM12 91H13V90H12ZM118 91H119V90H118ZM222 91H223V90H222ZM237 91H236V92H237ZM262 91H263V90H262ZM16 92H17V91H16ZM18 92H19V91H18ZM18 92H17V93H18ZM60 92H62V91H60ZM73 92H74V90H73ZM104 92H105V91H104ZM119 92H121V91H119ZM216 92H217V90H216ZM220 92H221V91H220ZM243 92H244V93H243ZM44 93H45V92H44ZM52 93H53V92H52ZM122 93H125V92L122 91ZM131 93H132V92H131ZM131 93H129V94H131ZM191 93H192V92H191ZM199 93H200V92H199ZM214 93H215V92H214ZM134 94H135V93H134ZM150 94H151V93H150ZM179 94H180V93H179ZM223 94H224V93H223ZM236 94H237V93H236ZM236 94H235V95H236ZM59 95H60V94H59ZM73 95H74V94H73ZM75 95H76V94H75ZM122 95H123V94H122ZM140 95H141V94H140ZM220 95H221V94H220ZM220 95H218V96H220ZM34 96H35V95H34ZM97 96H98V95H97ZM107 96H108V95H107ZM125 96H126V95H125ZM129 96H130V95H129ZM146 96H147V95H146ZM177 96H178V95H177ZM179 96H180V95H179ZM231 96H232V95H231ZM236 96H237V95H236ZM257 96H258V95H257ZM7 97H8V96H7ZM116 97H117V95H116ZM135 97H136V96H135ZM135 97H134V98H135ZM137 97H138V96H137ZM139 97H140V96H139ZM174 97H175V95H174ZM180 97H181V96H180ZM262 97H263V96H262ZM262 97H261V98H262ZM38 98H39V96H38ZM59 98H60V97H59ZM117 98H118V97H117ZM117 98H115V99H117ZM185 98H186V97H185ZM212 98H213V97H212ZM228 98H229V97H228ZM253 98H254V97H253ZM256 98H257V97H256ZM85 99H86V98H85ZM121 99H122V98H121ZM145 99H146V97H145ZM149 99H150V98H149ZM166 99H167V98H166ZM208 99H209V98H208ZM234 99H235V98H234ZM238 99H239V98H237V99H235V100H238ZM69 100H70V99H69ZM119 100H120V99H119ZM158 100H159V99H158ZM160 100H161V99H160ZM172 100H173V99H172ZM178 100H179V98H178ZM178 100H177V101H178ZM209 100H211V98H210ZM216 100H217V99H216ZM218 100H219V99H218ZM28 101H29V100H28ZM30 101H32V100H30ZM34 101H35V100H34ZM123 101H124V100H123ZM129 101H130V100H129ZM139 101H140V100H139ZM166 101H167V100H166ZM166 101H164V103L161 102L160 104H158L157 102H153V103H156V104H155V105L153 104L154 110L152 109V111H151V113H150V118H151L150 121H151V122H152V121H155V123L158 124V125L162 128V132H163V133H162V132H161V133H162L163 135H164V134H167V136H168V135H169L168 133L171 132V134H172L173 127H174V124H175V123L173 124V123L171 122L172 119L169 118L170 116H167V115H166L165 118H163V117H164L163 115L166 114V113H164V111L170 109V104L167 103ZM181 101H182V100H181ZM181 101L179 100L178 102L181 103ZM195 101H196V100H195ZM212 101H213V100H212ZM224 101H226V99H224ZM227 101L229 102V100H227ZM227 101H226V102H227ZM232 101H233V100H232ZM22 102H23V101H22ZM56 102H57V101H56ZM104 102H105V101H104ZM145 102H148V101L145 100ZM145 102H144V103H145ZM171 102H172V101H171ZM199 102H201V101H199ZM217 102H218V101H217ZM222 102H223V99H222ZM222 102H221V103H222ZM226 102H225V103H226ZM230 102H231V100H230ZM230 102H229V103H230ZM28 103H29V102H28ZM34 103H35V102H34ZM52 103H53V102H52ZM65 103H66V102H65ZM138 103H139V102H138ZM236 103H237V102H236ZM238 103H237V104H238ZM1 104H2V103H1ZM13 104H14V103H13ZM20 104H21V103H20ZM78 104H79V103H78ZM94 104H95V103H94ZM110 104H111V103H110ZM141 104H143V103H141ZM149 104H150V103H149ZM172 104H173V103H172ZM172 104H171V105H172ZM203 104H204V103H203ZM213 104H214V103H213ZM223 104H224V103H223ZM226 104H227V106H230V105H228V103H226ZM29 105H30V104H29ZM55 105H56V104H55ZM84 105H85V104H84ZM90 105H91V104H90ZM146 105H147V104H146ZM204 105H205V104H204ZM231 105H232V104H231ZM238 105H239V104H238ZM11 106H12V105H11ZM14 106H15V105H14ZM123 106H124V105H123ZM142 106H143V105H142ZM149 106H150V105H149ZM151 106H152V105H151ZM216 106H217V104H216ZM227 106H226V107H227ZM259 106L261 107L260 104H259ZM71 107H72V106H71ZM90 107H91V106H90ZM111 107H112V106H111ZM131 107H132V106H131ZM137 107H138V106H137ZM139 107H140V106H139ZM139 107H138V108H139ZM143 107H145V106H143ZM146 107H147V106H146ZM146 107H145V109H146ZM171 107H172V106H171ZM212 107H213V106H212ZM237 107H238V106H237ZM14 108H15V107H14ZM25 108H26V107H25ZM25 108H24V109H25ZM40 108H41V107H40ZM126 108H127V107H126ZM126 108H123V109H126ZM175 108H176V107H175ZM191 108H192V107H191ZM219 108H220V107H219ZM230 108H231V107H230ZM230 108H229V109H230ZM261 108H262V107H261ZM31 109H32V108H31ZM57 109H58V108H57ZM61 109H62V108H61ZM95 109H96V108H95ZM95 109H94V110H95ZM140 109H141V108H140ZM142 109H143V108H142ZM173 109H174V108H173ZM188 109H189V107H188ZM202 109H203V108H202ZM205 109H206V108H205ZM221 109H222V107H221ZM229 109L227 108V110H229ZM257 109H258V107H257ZM63 110H64V109H63ZM65 110H66V109H65ZM76 110H77V109L74 107V111H76ZM83 110H84V109H83ZM85 110H86V109H85ZM113 110H114V109H113ZM117 110H118V109H117ZM120 110H122V109H120ZM126 110H127V109H126ZM129 110H130V109H129ZM135 110H136V109H135ZM150 110H151V109H150ZM176 110H177V109H176ZM176 110H175V111H176ZM216 110H217V109H216ZM236 110H237V109H236ZM35 111H36V110H35ZM61 111H62V110H61ZM115 111H116V109H115ZM122 111H123V110H122ZM122 111H121V112H122ZM146 111H147V110H146ZM211 111H212V110H211ZM232 111H233V110H232ZM259 111H260V110H259ZM261 111H262V110H261ZM19 112H20V111H19ZM21 112H22V111H21ZM87 112H88V111H87ZM95 112H96V111H95ZM117 112H118V111H117ZM117 112H114V113H117ZM125 112H126V111H125ZM134 112H135V111H134ZM144 112H145V111H144ZM148 112H149V111H148ZM148 112H146V113H148ZM161 112H163V113H161ZM189 112H190V111H189ZM218 112H219V111H218ZM230 112H231V110H230ZM234 112H236V111H234ZM237 112H238V111H237ZM263 112H264V111H263ZM46 113H47V111H46ZM48 113H49V112H48ZM93 113H94V112H93ZM123 113H124V112H123ZM175 113H176V112H175ZM179 113H180V112H179ZM190 113H191V112H190ZM193 113H194V112H193ZM197 113H198V110H197ZM210 113H211V112H210ZM87 114H88V113H87ZM89 114H90V113H89ZM95 114H96V113H95ZM127 114H128V113H127ZM176 114H177V113H176ZM224 114H225V113H224ZM230 114H231V113H230ZM13 115H14V114H13ZM20 115H21V114H20ZM56 115H57V114H56ZM56 115H55V116H56ZM62 115H63V114H62ZM115 115H116V114H115ZM193 115H194V114H193ZM201 115H202V114H201ZM201 115H200V116H201ZM237 115H238V114H237ZM248 115H247V116H248ZM261 115H263V114H261ZM261 115H260V116H261ZM9 116H10V114H9ZM162 116H163V117H162ZM171 116H172V115H171ZM174 116H175V115H174ZM174 116H173V117H174ZM176 116H177V115H176ZM195 116H196V115H195ZM213 116H214V115H213ZM213 116H212V117H213ZM242 116H243V114H242ZM245 116H246V115H245ZM32 117H33V116H32ZM53 117H54V116H53ZM57 117H58V116H57ZM117 117H118V116H117ZM137 117H138V116H137ZM189 117H191V115H190ZM220 117H222V116H220ZM257 117H258V116H257ZM50 118H51V117H50ZM177 118H178V117H177ZM261 118H262V116L259 117V118H256V121H255V122L259 121ZM4 119H5V118H4ZM12 119H13V118H12ZM93 119H94V118H93ZM102 119H103V118H102ZM112 119H113V118H112ZM174 119H175V118H174ZM180 119H181V118H180ZM186 119H187V118H186ZM192 119H193V120H192ZM199 119H200V118H199ZM201 119H202V118H201ZM262 119H263V118H262ZM53 120H54V119H53ZM176 120H178V119H176ZM190 120H192L193 122H195V121H194L195 119L193 118V116H192V118H190ZM197 120H198V119H197ZM229 120H230V119H229ZM235 120H236V119H235ZM254 120H255V118H254ZM5 121H6V120H5ZM11 121H12V120H11ZM28 121H29V120H28ZM61 121H62V120H61ZM119 121H120V120H119ZM150 121H149V122H150ZM187 121H188V120H187ZM192 121H191V122H192ZM206 121H207V120H206ZM224 121H225V119H224ZM224 121H222L221 124L219 123L221 129H223V127H224L223 124H226V123H227V122H224ZM232 121H233V120H232ZM260 121H261V120H260ZM263 121H264V120H263ZM24 122H26V120H25ZM85 122H86V121H85ZM87 122H88V121H87ZM143 122H144V121H143ZM191 122H188V123H189L188 125H190ZM135 123H136V121H135ZM144 123H145V122H144ZM179 123H180V121H179ZM250 123H252V122H250ZM23 124H24V123H23ZM27 124H28V122H27ZM50 124H51V123H50ZM146 124H147V123H146ZM156 124H155V125H156ZM176 124H177V123H176ZM183 124H184V123H183ZM183 124H181L180 127H181ZM257 124H258V123H257ZM13 125H14V124H13ZM60 125H61V122H60ZM101 125H102V124H101ZM103 125H104V124H103ZM141 125H142V124H141ZM208 125H209V124H208ZM210 125H211V124H210ZM227 125H228V123H227ZM229 125H230V124H229ZM260 125H261V124H260ZM23 126H24V125H23ZM23 126H22V127H23ZM42 126H43V125H42ZM72 126H73V125H72ZM76 126H77V124H76ZM114 126H115V125H114ZM142 126H143V125H142ZM196 126H197V125H196ZM202 126H203V125H202ZM253 126H254V125H253ZM257 126H258V125H257ZM40 127H41V126H40ZM45 127H46V126H45ZM62 127H63V126H62ZM95 127H96V126H95ZM121 127H122V126H121ZM144 127H145V126H144ZM153 127L155 128V126H153ZM180 127L178 128L179 130H180ZM184 127H185V125H184ZM192 127H193V126H192ZM194 127H195V126H194ZM225 127H227V126H225ZM262 127H263V126H262ZM15 128H16V127H15ZM59 128H61V127H59ZM146 128H147V126H146ZM146 128H145V129H146ZM151 128H152V127H151ZM154 128H153V129H154ZM174 128H175V127H174ZM203 128H204V127H203ZM209 128H210V127H209ZM220 128H219V130H221ZM18 129H20V128H18ZM55 129H56V128H55ZM133 129H134V128H133ZM145 129H144V130H145ZM156 129H157V128H156ZM192 129H193V128H192ZM225 129H226V128H225ZM238 129H239V128H238ZM243 129H244V128H243ZM261 129H262V128H261ZM261 129H260V131H261ZM263 129H264V128H263ZM263 129H262V130H263ZM61 130H62V129H61ZM88 130H89V129H88ZM99 130H100V129H99ZM117 130H118V129H117ZM125 130H126V129H125ZM147 130H148V129H147ZM171 130H172V131H171ZM174 130H175V129H174ZM223 130H224V129H223ZM223 130H222V131H223ZM22 131H23V130H22ZM27 131H28V130H27ZM69 131H70L69 129H68V130H63V132H61V134H57V135L55 136V138H56V139H57V138H61V136H63V134H64V137H65V139H66V138H67L66 135L68 134ZM78 131H79V130H78ZM156 131H157V130H156ZM159 131H161V130L159 129ZM159 131H158V132H159ZM199 131L201 132L202 130H199ZM215 131H216V130H215ZM226 131H227V130H226ZM250 131H251V130H250ZM250 131H249V133H250ZM32 132H33V131H32ZM55 132H56V131H55ZM71 132H72V131H71ZM103 132H104V131H103ZM148 132H149V131H148ZM154 132H155V131H154ZM189 132H190V131H189ZM224 132H225V131H224ZM251 132H252V131H251ZM4 133H5V132H4ZM93 133H94V132H93ZM107 133H108V132H107ZM111 133H112V132H111ZM159 133H160V132H159ZM206 133H207V132H206ZM213 133L215 134V132H213ZM216 133H221V132H220V131H218V132L216 131ZM46 134H47V133H46ZM100 134H101V133H100ZM113 134H114V133H113ZM113 134H112V135H113ZM116 134H117V133H116ZM132 134H133V133H132ZM137 134H138V133H137ZM143 134H144V133H143ZM177 134H178V133H177ZM184 134H185V133H184ZM228 134H229V133H227V135H228ZM235 134H236V133H235ZM253 134H255L256 136L259 135V133L256 132V131H255ZM14 135H15V134H14ZM35 135H36V134H35ZM47 135H48V134H47ZM87 135H88V134H87ZM101 135H102V134H101ZM117 135H118V134H117ZM158 135H159V134H158ZM160 135H161V134H160ZM218 135H221V134H218ZM229 135H230V134H229ZM49 136H50V134H49ZM89 136H90V135H89ZM98 136H99V135H98ZM102 136H103V135H102ZM207 136H208V135H207ZM212 136H213V135H212ZM221 136H222V135H221ZM221 136H220V138H221ZM249 136H250V135H249ZM249 136H248V137H249ZM262 136H263V135H262ZM5 137H6V136H5ZM38 137H39V136H38ZM47 137H48V136H47ZM64 137H63V139H64ZM90 137H91V136H90ZM119 137H120V136H119ZM158 137H159V136H158ZM161 137H164V138H165V136H161ZM184 137H185V136H184ZM214 137H215V135H214ZM214 137H213V138H214ZM218 137H219V136H218ZM223 137H225V136H223ZM227 137H228V136H227ZM230 137H231V135H230ZM234 137H235V136H234ZM237 137L239 138V136H237ZM244 137H245V134H244ZM253 137H254V136H253ZM14 138H15V137H14ZM55 138H54V139H55ZM92 138H93V137H92ZM169 138H170V137H169ZM255 138L257 139V137H255ZM11 139H12V138H11ZM15 139H16V138H15ZM39 139H40V138H39ZM65 139H64V140H65ZM77 139H78V137H77ZM85 139H86V138H85ZM93 139H94V138H93ZM118 139H119V138H118ZM121 139H122V138H121ZM216 139H217V138H216ZM229 139H230V138H229ZM243 139H244L243 137L240 139L241 142H242ZM249 139H250V138H249ZM24 140H25V139H24ZM66 140H67V139H66ZM140 140H141V139H140ZM171 140H172V139H171ZM180 140H181V139H180ZM185 140H186V139H185ZM187 140H188V139H187ZM195 140H196V139H195ZM212 140H213V139H212ZM224 140H225V139H224ZM75 141H76V140H75ZM108 141H109V140H108ZM122 141H123V140H122ZM147 141L149 142V140H147ZM162 141H163V139H162ZM192 141H193V140H192ZM210 141H211V140H210ZM218 141H221V139L218 140ZM245 141H246V140H245ZM253 141H254V140H253ZM257 141H259V142H257ZM257 141H256L257 144L260 143L261 141H262V143H260V145H263V144H264V143H263V142H264V139H263V138H261V139L259 138ZM59 142H60V141H59ZM63 142H65V141H63ZM81 142H82V141H81ZM101 142H102V141H101ZM129 142H130V141H129ZM211 142H212V141H211ZM215 142H217V141H215ZM222 142H223V140H222ZM228 142H229V141H228ZM256 142H254V143H256ZM5 143H6V142H5ZM13 143H14V142H13ZM28 143H29V142H28ZM74 143H75V142H74ZM77 143H78V142H77ZM89 143H90V142H89ZM89 143H87V144H89ZM97 143H98V142H97ZM127 143H128V142H127ZM152 143H153V142H152ZM164 143H165V142H164ZM198 143H199V142H198ZM207 143H208V141H207ZM217 143H218V142H217ZM217 143H216V144H217ZM220 143H221V142H220ZM220 143H219V144H220ZM223 143H224V142H223ZM223 143H221V144H223ZM229 143H230V142H229ZM231 143H232V142H231ZM101 144H102V143H101ZM101 144H100V145H101ZM117 144H118V143H117ZM120 144H121V143H120ZM189 144H190V143H189ZM195 144H196V143H195ZM202 144H203V143H202ZM213 144H214V143H213ZM216 144H214V145H216ZM221 144H220V145H221ZM241 144H242V143H241ZM38 145H39V144H38ZM72 145H73V144H72ZM107 145H108V144H107ZM175 145H176V144H175ZM217 145H218V144H217ZM220 145H219V146H220ZM243 145H244V144H243ZM6 146H7V144H6ZM56 146H57V145H56ZM59 146H60V145H59ZM74 146H75V145H74ZM158 146H159V145H158ZM177 146H178V145H177ZM209 146H211V145H209ZM226 146H228V145H225V147H226ZM241 146H242V145H241ZM244 146H245V145H244ZM8 147H9V146H8ZM44 147H45V146H44ZM75 147H76V146H75ZM90 147H91V146H90ZM151 147H152V146H151ZM200 147H201V146H200ZM207 147H208V146H207ZM215 147H216V146H215ZM221 147H222V146H221ZM225 147H224V148H225ZM262 147H263V146H262ZM4 148H5V147H4ZM18 148H19V147H18ZM38 148H39V147H38ZM67 148H68V147H67ZM110 148H111V147H110ZM128 148H129V147H128ZM177 148H178V147H177ZM213 148H214V147H213ZM227 148H228V147H227ZM58 149H59V148H58ZM70 149H71V148H70ZM77 149H78V148H77ZM87 149H88V148H87ZM105 149H106V147H103V150H104V151H105ZM124 149H125V148H124ZM145 149H146V148H145ZM156 149H157V148H156ZM156 149H154V150H156ZM161 149H162V148H161ZM172 149H173V148H172ZM184 149H185V148H184ZM211 149H212V148H211ZM211 149H210V150H211ZM215 149H216V148H215ZM217 149H221V148L219 147V148H217ZM60 150H61V149H60ZM84 150H85V149H84ZM188 150H189V149H188ZM210 150H209V151H210ZM213 150H214V149H213ZM235 150H236V149H235ZM85 151H86V150H85ZM88 151H89V150H88ZM107 151H108V150H107ZM110 151H111V150H110ZM148 151H149V150H148ZM173 151H174V150H173ZM214 151H215V150H214ZM216 151H217V150H216ZM220 151H221V150H220ZM229 151H230V150H229ZM242 151H244V150H242ZM251 151H252V150H251ZM94 152H95V151H94ZM169 152H170V151H169ZM184 152H185V151H184ZM184 152H183V153H184ZM199 152H200V151H199ZM37 153H38V152H37ZM113 153H114V152H113ZM131 153H132V152H131ZM138 153H139V152H138ZM150 153H151V152H150ZM158 153H159V152H158ZM192 153H193V152H192ZM200 153H201V152H200ZM200 153H199V154H200ZM214 153H216V152H214ZM222 153H223V152H222ZM222 153H221V154H222ZM0 154H1V153H0ZM3 154H4V153H3ZM30 154H31V153H30ZM69 154H70V151H69ZM132 154H133V153H132ZM159 154H160V153H159ZM167 154H168V153H167ZM177 154H178V153H177ZM177 154H176V157H177ZM201 154H203V153H201ZM260 154H261V153H260ZM86 155H88V154H86ZM180 155H181V153H180ZM183 155H184V154H183ZM194 155H195V154H194ZM208 155H209V154H208ZM213 155H214V154H213ZM217 155H218V154H217ZM233 155H234V154H233ZM250 155H251V154H250ZM167 156H168V155H167ZM186 156L190 157V156H189V152L186 153ZM186 156H185V157H186ZM200 156H201V155H200ZM214 156H215V155H214ZM223 156H224V155H223ZM247 156H248V155H247ZM76 157H77V156H76ZM88 157H89V156H88ZM106 157H107V156H106ZM108 157H109V156H108ZM162 157H163V156H162ZM179 157H180V156H179ZM179 157H178V159H179ZM207 157H209V156H207ZM245 157H246V156H245ZM38 158H39V157H38ZM54 158H55V157H54ZM81 158H82V157H81ZM81 158H80V159H81ZM140 158H141V157H140ZM181 158H182V157H181ZM191 158H192V157H191ZM224 158H225V157H224ZM36 159H37V158H36ZM90 159H91V158H90ZM159 159H160V158H159ZM170 159H171V158H170ZM186 159H187V158H186ZM200 159H201V158H200ZM228 159H229V160L231 159V163H233V165L236 166V168H235V167H233V168H235V169L238 168V169H240V171H241V168H242V167H239L240 164H234V162H236L237 160L234 161V160H233V157H228ZM48 160H49V159H48ZM50 160H51V159H50ZM171 160H173V159H171ZM183 160H184V159H183ZM213 160H214V159H213ZM26 161H27V160H26ZM73 161H74V160H73ZM150 161H151V160H150ZM177 161H178V160H177ZM224 161H225V160H224ZM227 161H228V160H227ZM240 161H241V160H240ZM48 162H49V161H48ZM59 162H60V161H59ZM85 162H86V161H85ZM119 162H120V161H119ZM119 162H118V163H119ZM171 162H172V161H171ZM184 162H185V161H184ZM215 162H216V161H215ZM40 163H41V162H40ZM68 163H69V162H68ZM98 163H99V162H98ZM101 163H102V162H101ZM150 163H151V162H150ZM206 163H207V162H206ZM243 163H244V162H243ZM3 164H4V163H3ZM5 164H6V163H5ZM80 164H81V163H80ZM99 164H100V163H99ZM108 164H109V163H108ZM114 164H115V162H114ZM143 164H145V163H143ZM154 164H155V163H154ZM186 164H187V163H186ZM193 164H194V163H193ZM220 164H221V163H220ZM223 164H224V163H223ZM227 164H230V163H227ZM27 165H28V164H27ZM77 165H78V164H77ZM95 165H96V164H95ZM131 165H132V164H131ZM158 165H159V164H158ZM161 165H162V164H161ZM182 165H183V164H182ZM210 165H211V164H210ZM241 165H242V164H241ZM103 166H104V165H103ZM154 166H155V165H154ZM192 166H193V165H192ZM207 166H208V165H207ZM229 166H231V165H229ZM247 166H248V165H247ZM250 166H251V165H250ZM7 167H8V166H7ZM65 167H66V166H65ZM100 167H101V166H100ZM104 167H105V166H104ZM111 167H112V166H111ZM188 167H189V166H188ZM213 167H214V166H213ZM225 167H226V166H225ZM248 167H249V166H248ZM62 168H63V167H62ZM176 168H177V167H176ZM183 168H184V170L186 169L185 167H183ZM189 168H190V167H189ZM198 168H199V167H198ZM228 168H230V167H228ZM245 168H246V166H245ZM251 168H252V166H251ZM253 168H254V167H253ZM262 168H263V169H262ZM262 168H261L260 170L263 171V170H264V166H263ZM71 169H72V168H71ZM94 169H95V168H94ZM120 169H121V168H120ZM235 169H234V171H235ZM231 170H232V169H231ZM255 170H256V168H255ZM255 170H254V171H255ZM257 170H258V169H257ZM260 170H258V172H259ZM38 171H39V170H38ZM58 171H59V170H58ZM60 171H61V170H60ZM89 171H90V170H89ZM153 171H154V170H153ZM237 171H238V170H237ZM237 171H236V172H237ZM243 171H244V170H243ZM243 171H242V172H243ZM248 171H250V170H248ZM254 171H253V173H254ZM96 172H97V171H96ZM99 172H100V171H99ZM116 172H117V171H116ZM131 172H132V171H131ZM136 172H137V171H136ZM136 172H135V173H136ZM164 172H165V171H164ZM199 172H200V171H199ZM242 172H241V173H242ZM244 172H247V171H244ZM256 172H257V171H255V173H256ZM258 172H257V173H258ZM57 173H58V172H57ZM140 173H141V172H140ZM173 173H174V172H173ZM215 173H216V172H215ZM247 173H248V172H247ZM255 173H254L253 175H255ZM83 174H84V173H83ZM109 174H110V172H109ZM141 174H142V173H141ZM170 174H171V173H170ZM179 174H180V173H179ZM258 174H259V173H258ZM167 175H168V174H167ZM184 175H185V174H184ZM184 175H183V177H184ZM197 175H198V174H197ZM207 175H208V174H207ZM217 175H220V176H221V174H217ZM260 175H261V173H260ZM68 176H69V175H68ZM70 176H71V175H70ZM103 176H104V175H103ZM126 176H127V175H126ZM212 176H214V174H212ZM220 176H219V177H220ZM222 176H223V175H222ZM225 176H226V175H225ZM229 176H230V175H229ZM234 176H235V175H234ZM251 176H252V175H251ZM74 177H75V176H74ZM109 177H110V176H109ZM142 177H143V176H142ZM185 177H186V176H185ZM203 177L205 178V176H203ZM208 177L210 178V176H208ZM216 177H217V176H216ZM239 177H240V176H239ZM255 177H256V175H255ZM262 177H263V176H262ZM23 178H24V177H23ZM169 178H170V177H169ZM201 178H202V177H201ZM227 178H229V177H227ZM227 178H225V179H227ZM242 178H243V177H242ZM95 179H96V178H95ZM196 179H197V178H196ZM211 179H212V178H210V180H211ZM214 179H215V178H213V180H214ZM106 180H107V179H106ZM125 180H126V179H125ZM129 180H130V179H129ZM152 180H153V179H152ZM193 180H194V179H193ZM203 180H204V179H203ZM207 180H208V179H207ZM223 180H224V179H223ZM232 180H233V178H232ZM245 180H246V179H245ZM249 180H250V179H249ZM12 181H13V180H12ZM115 181H116V179H115ZM127 181H128V180H127ZM168 181H169V180H168ZM240 181H241V180H240ZM132 182H133V181H132ZM214 182H215V181H214ZM262 182H263V181H262ZM102 183H103V182H102ZM108 183H109V182H108ZM159 183H160V182H159ZM199 183H200V182H199ZM218 183H219V182H218ZM218 183H217V184H218ZM236 183H237V182H236ZM48 184H49V183H48ZM67 184H68V183H67ZM97 184H98V183H97ZM245 184H246V183H245ZM12 185H13V184H12ZM89 185H90V184H89ZM105 185H106V183H105ZM140 185H141V184H140ZM178 185H179V184H178ZM181 185H182V184H181ZM207 185H209V184H207ZM243 185H244V184H243ZM262 185H263V184H262ZM205 186H206V185H205ZM81 187H82V186H81ZM101 187H102V186H101ZM175 187H176V186H175ZM192 187H193V186H192ZM143 188H144V187H143ZM78 189H79V187H78ZM95 189H96V188H95ZM199 189H200V188H199ZM122 190H123V189H122ZM211 190H212V189H211ZM211 190H210V191H211ZM232 190H233V189H232ZM44 191H45V190H44ZM144 191H145V190H144ZM229 191H230V190H229ZM235 191H236V190H235ZM257 191H258V190H257ZM90 192H91V191H90ZM101 192H102V191H101ZM125 192H126V191H125ZM213 192H214V191H213ZM21 193H22V192H21ZM84 193H85V192H84ZM228 194H229V192H228ZM203 195H204V194H203ZM245 195H246V194H245ZM250 197H251V196H250ZM262 197H263V196H262ZM73 198H74V197H73ZM214 198H215V197H214ZM263 198H264V197H263ZM263 198H260V199H263ZM145 199H146V198H145ZM180 199H181V198H180ZM184 199H185V198H184ZM184 199H183V200H184ZM219 199H220V198H219ZM188 200H189V199H188ZM205 200H206V199H205ZM230 200H231V199H230ZM29 201H30V199H29ZM29 201H28V202H29ZM124 202H125V201H124ZM155 202H156V201H155ZM230 202H231V201H230ZM260 202H261V201H260ZM262 202H264V199H263ZM79 203H80V202H79ZM219 203H221V202H219ZM228 203H229V202H228ZM231 203H232V202H231ZM54 204H55V203H54ZM69 204H70V203H69ZM77 204H78V203H77ZM80 204H81V203H80ZM156 204H157V203H156ZM61 205H62V204H61ZM183 205H184V204H183ZM228 205H229V204H228ZM230 205H231V204H230ZM232 205H233V204H232ZM232 205H231V206H232ZM262 205H264V204H262ZM203 206H204V205H203ZM231 206H230V207H231ZM259 206H261V205H259ZM191 207H192V206H191ZM191 207H189V208H191ZM232 207H233V206H232ZM248 207H249V206H248ZM85 208H86V207H85ZM162 208H163V207H162ZM205 208H206V207H205ZM207 208H208V207H207ZM262 208H264V207H262ZM191 209H192V208H191ZM230 209H231V208H230ZM253 209H254V208H253ZM244 210H245V209H244ZM189 211H190V210H189ZM208 211H209V210H208ZM214 211H215V210H214ZM261 211H262V210H261ZM51 212H52V211H51ZM53 212H54V211H53ZM191 212H192V211H191ZM257 212H258V211H257ZM186 213H187V212H186ZM203 213H204V212H203ZM91 214H92V213H91ZM112 214H113V213H112ZM147 214H148V213H147ZM211 214H212V213H211ZM241 214H242V213H241ZM243 214H244V213H243ZM228 215H229V214H228ZM253 215H254V214H253ZM195 216H196V215H195ZM245 216H246V215H245ZM188 217H189V216H188ZM80 218H81V217H80ZM100 218H101V217H100ZM252 218H253V217H252ZM61 220H62V219H61ZM75 220H76V219H75ZM86 220H87V219H86ZM239 220H240V219H238L237 221H239ZM246 220L248 221V219H246ZM240 221H242V220H240ZM58 222H59V221H58ZM70 222H71V221H70ZM136 222H137V221H136ZM207 222H208V221H207ZM245 222H246V221H245ZM155 223H156V222H155ZM203 223H204V222H203ZM230 223H231V222H230ZM67 224H68V222H67ZM231 224L234 226L233 223H231ZM65 225H66V223H65ZM238 225H239V224H238ZM62 226H64V225H61L60 227H62ZM69 226H70V225H69ZM111 226H112V225H111ZM132 226H133V225H132ZM233 226H232V227H233ZM246 226H247V225H246ZM257 226H258V225H257ZM259 226H260V225H259ZM60 227H59V228H60ZM66 227H67V225H66ZM74 227H75V226H74ZM74 227H72V228H74ZM105 227H106V226H105ZM224 227H225V226H224ZM232 227H231V228H232ZM238 227H240V225H239ZM242 227L244 228L245 226H243V224H242ZM242 227L240 228L241 230L243 229ZM75 228H76V227H75ZM131 228H132V227H131ZM225 228H226V227H225ZM234 228H235V227H234ZM234 228H232L231 230H234ZM64 229H65V228H64ZM70 229H71V228H70ZM76 229H77V228H76ZM229 229H230V228H229ZM244 229H248V228H244ZM249 229H250V228H249ZM256 229H257V228H256ZM256 229H255V230H256ZM62 230H63V229H62ZM78 230H79V228H78ZM226 230H228V227L226 228ZM235 230H236V228H235ZM257 230H260V228L257 229ZM261 230H262V228H261ZM55 231H56V230H55ZM66 231H68V230H66ZM75 231H76V230H73L72 232H75ZM83 231H84V229H83ZM238 231H239V230H238ZM245 231H246V230H245ZM62 232H63V231H62ZM158 232H159V231H158ZM239 232H240V231H239ZM252 232H253V231H252ZM47 233H48V232H47ZM54 233H55V232H54ZM65 233H66V232H65ZM67 233H68V232H67ZM70 233H71V231H70ZM83 233H84V232H83ZM86 233H87V232H86ZM86 233H85V234H86ZM144 233H145V232H144ZM233 233H234V232H233ZM233 233H232V234H233ZM250 233H251V232H250ZM254 233H255V232H254ZM261 233H262V232H261ZM261 233H260V234H261ZM59 234H60V233H59ZM62 234H63V233H62ZM74 234H75V233H74ZM76 234H77V236H78V232H77ZM262 234H263V233H262ZM65 235H66V234H65ZM65 235H63V236H65ZM72 235H73V233H72ZM79 235H81V234L79 233ZM82 235H83V234H82ZM82 235H81V236H82ZM224 235H225V234H224ZM251 235H253V234H251ZM74 236L76 237V235H74ZM143 236H144V235H143ZM228 236H232V235H229V234H228ZM61 237H62V235H61ZM61 237H59V238L62 240L63 237H62V238H61ZM65 237H66V236H65ZM70 237H72V236H70ZM122 237H123V236H122ZM206 237H207V236H206ZM221 237H222V236H221ZM263 237H264V236H263ZM67 238H68V235H67ZM192 238H193V237H192ZM63 239H64V238H63ZM69 239L72 240L71 238H69ZM76 239H77V237H76ZM80 239H81V238H80ZM82 239H83V238H82ZM168 239H169V238H168ZM216 239H217V238H216ZM262 239H263V238H262ZM61 240H60V242L65 241V240H63V241H61ZM66 240H67V239H66ZM73 240H74V239H73ZM73 240H72V241H73ZM77 240H79V239H77ZM228 240H229V239H228ZM208 241H209V240H208ZM73 242H75V241H73ZM68 243H70V241H69ZM184 245H185V244H184ZM73 246H74V245H73ZM84 246H85V245H84ZM69 247H70V246H69ZM71 247H72V246H71ZM217 247H218V246H217ZM95 248H96V247H95ZM145 248H146V247H145ZM156 248H157V247H156ZM234 249H235V248H234ZM163 250H164V249H163ZM183 251H184V250H183ZM191 251H194V250H191ZM229 251H230V250H229ZM187 252H188V251H187ZM194 252H196V251H194ZM190 254L192 255V253H190ZM193 254H194V253H193ZM191 255H190V256H191ZM224 255H225V254H224ZM51 256H52V255H51ZM193 256H194V255H193ZM207 256H208V255H207ZM213 257H214V256H213ZM223 257H224V256H223ZM223 257H222V258H223ZM244 257H245V256H244ZM75 258H76V257H75ZM191 258H192V256H191ZM194 258H195V256H194ZM194 258H193V259H194ZM205 258H206V257H205ZM238 258H239V257H238ZM223 259H224V258H223ZM236 259H237V258H235V260H236ZM92 260H93V259H92ZM230 261H231V260H230ZM71 262H72V261H71ZM96 262H97V261H96ZM162 263H163V262H162ZM148 264H149V262H148Z\"/></svg>", "mask_w": 264, "mask_h": 264}]
</instances>
